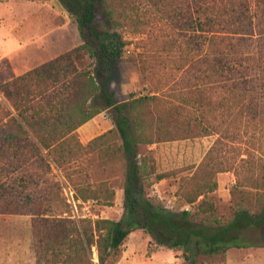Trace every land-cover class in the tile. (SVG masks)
Masks as SVG:
<instances>
[{
	"label": "trees",
	"instance_id": "1",
	"mask_svg": "<svg viewBox=\"0 0 264 264\" xmlns=\"http://www.w3.org/2000/svg\"><path fill=\"white\" fill-rule=\"evenodd\" d=\"M57 1L75 19L83 42L0 86V95L6 100L4 104L0 101V166L8 162L0 167L5 177L0 178V189L23 169L9 168L10 160L21 159L22 153L13 150L19 142L31 147L41 162L48 160L55 170L64 171L72 169L66 165L79 163V157L94 152L106 140L107 147L99 154L110 152L125 169L123 206L131 223L153 234L158 244L181 248L188 264H197L200 255L211 256L229 246H239L235 233L264 227V161H250L251 155L246 153L239 166L212 164L221 144L217 140L180 188L186 204L197 202L198 221L194 222L186 210L170 217L160 203L147 196L151 178L164 176L156 174L150 153L139 152L142 146L219 133L223 139L236 118L251 119L252 114L264 113H257L256 102L264 92V54L257 58L236 56L237 49L253 41L254 34L259 35L258 43L264 40V0H145L160 16L185 18L192 34L187 41L193 50L176 70L194 71L195 82L184 86L176 83V89L153 88L121 102L111 86L130 44L124 36L128 1ZM250 3L252 9L256 7L254 13ZM198 46L203 53L195 55ZM72 57L81 68L72 64ZM256 59L257 66L248 68ZM85 62L89 63L88 70ZM130 62L138 64L137 60ZM103 112L110 113L113 128L82 145L75 132ZM78 170L76 166V173ZM232 170L236 183L231 216L223 222L214 215L211 194L216 189L215 176ZM40 216L41 228H34L36 264H112L129 234L122 221ZM93 249L97 263L92 261Z\"/></svg>",
	"mask_w": 264,
	"mask_h": 264
},
{
	"label": "rangeland",
	"instance_id": "2",
	"mask_svg": "<svg viewBox=\"0 0 264 264\" xmlns=\"http://www.w3.org/2000/svg\"><path fill=\"white\" fill-rule=\"evenodd\" d=\"M127 1V32L124 36L130 44L124 62L120 64L117 80L111 86L116 100L121 102L130 95L147 94L153 88L166 86L167 89H176V83L180 82L181 86L193 84L194 71L176 70L192 53L191 43L187 41L192 34L183 21L185 18L160 16L145 0ZM249 6L254 13L256 7L252 9L253 3ZM258 37L254 34L251 37L253 41L241 45L236 56L257 58L263 55L264 40L258 43ZM198 40L201 41L200 38ZM82 42L75 19L57 0H0V86L71 52ZM260 44H263L261 48ZM202 53L201 46H198L195 55ZM133 60H137L138 64L132 65L130 61ZM257 63V59L251 61L248 68H255ZM72 64L82 67L75 57H72ZM88 64H84L87 70L90 68ZM0 101L3 104L6 102L1 95ZM256 102L259 114L264 110V92ZM103 113L104 118L111 120L109 112ZM250 118H236L237 121L229 124V131L223 139L219 133L140 147L141 154L152 155L156 174L164 176L160 180L151 178V185L146 189L147 196L160 203L170 217L186 210L194 216L192 221H198L195 215L198 212L197 202L186 204L180 188L183 181L203 163L217 140L223 145L217 146L212 164L239 166L246 153L251 155L250 161H264V113L252 114ZM221 120H216L219 126ZM223 128L224 125L221 131ZM107 131L104 127L100 128L99 135L87 142L82 141L77 131L74 136L86 145ZM99 145L102 146L94 152L79 157V163L66 165L72 169L64 171L55 170L48 160L41 162L31 147L20 142L13 149L19 150L22 156L19 161L10 160L9 168L23 169L15 172L0 189V264H36L34 228H41L38 224L40 214L44 217L62 215L75 221H122L129 234L112 264H188L181 248L170 249L160 245L153 234L131 223L123 206L125 169L110 152L99 154L107 147L106 140ZM7 163H1L0 167ZM2 174L0 178L5 179ZM67 175L71 177L66 178ZM214 181L216 189L211 194L213 212L224 222L231 216V194L236 176L233 170L221 172ZM89 196H96L99 200ZM234 237L239 246H229L211 256L200 255L196 259L197 264H264V227H249L235 233ZM92 261L97 263L95 249L92 250Z\"/></svg>",
	"mask_w": 264,
	"mask_h": 264
},
{
	"label": "crops",
	"instance_id": "3",
	"mask_svg": "<svg viewBox=\"0 0 264 264\" xmlns=\"http://www.w3.org/2000/svg\"><path fill=\"white\" fill-rule=\"evenodd\" d=\"M104 114L105 113H101L97 115L92 120L78 128L77 133L80 135L82 141L87 142L91 137L99 135V130L102 127L106 128V130L113 128L112 121L108 118H104Z\"/></svg>",
	"mask_w": 264,
	"mask_h": 264
}]
</instances>
